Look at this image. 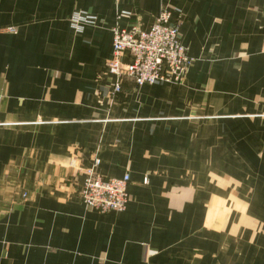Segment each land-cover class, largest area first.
I'll return each mask as SVG.
<instances>
[{"label": "crops", "instance_id": "1", "mask_svg": "<svg viewBox=\"0 0 264 264\" xmlns=\"http://www.w3.org/2000/svg\"><path fill=\"white\" fill-rule=\"evenodd\" d=\"M165 2L174 23L182 15L175 3L183 6L181 39L194 57L193 43L208 34L204 21L225 7L221 38L237 44L231 57L241 46L248 55L234 82L264 99V0H191L192 6L188 0H0V264H264V208L258 215L248 205L242 214L231 209L230 226L211 229L212 242L192 238V229H205L207 203L221 205V221L224 208L208 189L221 188L217 181L197 176L205 158L193 143L199 131L185 129L203 113L225 109L222 102L208 105L194 76L199 69L182 86L126 80L110 98L111 29L136 23L148 29ZM78 10L103 22L82 39H91V50L74 52L65 67L45 63L32 71V58L49 59L50 44L71 40L61 29L71 31L69 18ZM121 12L130 18L118 20ZM6 27L17 31L2 32ZM33 42L47 44L44 57L30 51ZM95 158L103 178L130 176L123 212L82 203L80 188ZM255 202L264 203V195Z\"/></svg>", "mask_w": 264, "mask_h": 264}, {"label": "rangeland", "instance_id": "2", "mask_svg": "<svg viewBox=\"0 0 264 264\" xmlns=\"http://www.w3.org/2000/svg\"><path fill=\"white\" fill-rule=\"evenodd\" d=\"M188 1L192 6L191 0ZM222 1L224 3L227 2V0ZM174 6L176 7V13L179 16L182 14L181 20L179 17L176 20L180 26V33L182 34L183 6L177 3ZM165 8H167L166 2L162 10ZM122 13L125 12L119 13L117 18ZM214 13L213 17H208L204 21L209 26L208 34L202 40L193 43L196 57L189 54L193 60L191 68L186 72L180 82L172 83L181 86L188 84L192 71L199 69L200 72L198 71L194 76H196V81L203 85L205 94L209 96L208 105L214 107L221 102L225 105L224 112H205L203 113L205 116L202 117V121L196 123V125H186L185 128L191 132L199 131L197 134L198 137L193 140V143L205 158L201 161L204 170L198 172V178L201 181L205 180L207 183L211 179L213 181L216 180L218 186H221V188L216 187L215 190L214 184H212V188L207 185L209 187L208 189H211L212 192L216 191L224 200L222 204L224 208L221 213L223 221L217 217L221 205L213 202L207 203L205 229L197 228L191 231L192 238H198L199 242H202L206 238L207 243L212 242L211 234H213V231L211 229H223L226 222H228V227L230 226V218H232L230 214L231 209L239 210V214H242L248 205L251 212V209H254L255 213L253 215H258V212L261 213L264 208V203L260 204L255 202V200L260 199V196L264 195V99L253 96V93L258 94L260 92L243 89L234 82L237 76L235 73L236 68L242 66L243 62L241 61H246L248 55L245 52V47L243 48L241 46L238 49L239 54L234 58L231 57L230 50L232 48L236 49L237 44L226 38H221L224 32L222 29L224 21L219 16H224L225 7H222ZM101 21L99 16L89 11H75L69 18L71 31L67 33L65 28L61 29V33L71 39L68 43H54L50 44L49 47L45 43L38 44L33 42L31 44L30 51L32 53L39 51L42 57H44L47 54L46 48L48 47L50 50L48 53L54 55L49 59L32 58L30 64L32 71L36 68L43 69L45 63L51 68L58 69L65 67L69 62L74 60L72 55L74 52H79L82 49L90 51L93 45L91 39L88 37L89 40L86 43L82 39L88 36V29L95 30L100 28L101 23H103ZM211 25L212 31L210 33ZM216 28L217 30L214 31ZM1 31L14 34L17 28L6 27ZM262 40L263 43L259 51L264 53V36ZM185 46L189 50V47L187 45ZM108 63H106L107 71ZM100 76L101 74L97 75V77ZM219 88H222V91L217 93ZM113 97L111 93L110 98L112 100H114ZM248 100L254 101V105L250 108L246 105ZM232 105L235 106L233 112L231 111ZM194 126L196 127L194 128ZM178 130L182 131L183 128ZM95 160L100 161L97 158ZM216 166L221 168L220 172L214 171ZM216 175L222 179L219 180V177H216ZM237 197L242 199L243 202H247V199H249L252 203H241L237 205L232 202V200L237 201ZM227 199L229 201L226 202ZM238 212L235 211L232 214H237ZM205 231L206 235L203 234Z\"/></svg>", "mask_w": 264, "mask_h": 264}, {"label": "built area", "instance_id": "3", "mask_svg": "<svg viewBox=\"0 0 264 264\" xmlns=\"http://www.w3.org/2000/svg\"><path fill=\"white\" fill-rule=\"evenodd\" d=\"M172 15V9L165 8L148 29L139 23L129 28L113 27L112 58L108 63L112 96L121 93L126 80L138 87L159 82L172 84L180 82L191 68L193 60L181 41L180 26L172 21ZM123 17L130 18V14L122 13L117 19ZM125 56L128 62L124 61ZM99 164L95 160L93 167L85 172L80 199L86 207L102 213L123 212L129 201L130 176L103 178L96 172ZM144 183H148L147 179Z\"/></svg>", "mask_w": 264, "mask_h": 264}]
</instances>
